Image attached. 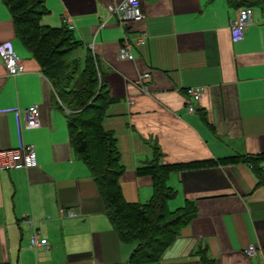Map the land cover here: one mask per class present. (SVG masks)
Instances as JSON below:
<instances>
[{"label": "crops", "instance_id": "crops-1", "mask_svg": "<svg viewBox=\"0 0 264 264\" xmlns=\"http://www.w3.org/2000/svg\"><path fill=\"white\" fill-rule=\"evenodd\" d=\"M120 1L44 0L48 12L40 22L70 26L79 43L73 58L84 60L88 52L96 58L112 98L102 126L116 138L124 198H150L151 179L135 168L156 150L160 163L264 155V5L249 7L251 22L233 38L230 21L241 7L228 0H140L144 17L130 23L108 11ZM143 32L145 41L136 43ZM124 38L132 60L117 56ZM4 41L24 72L9 75L0 57V150L32 144L37 165L0 170V264H129L136 244L114 231L70 141L69 111L16 37L0 0ZM145 72L150 79L143 90L136 81ZM188 87L203 89L193 112ZM32 104L40 107V125L26 128L23 110ZM167 183L176 190L168 207L192 200L196 215L156 264H201L200 249L214 264H264V185L249 163L182 169ZM33 230L48 246L30 248ZM250 245L255 256L245 252Z\"/></svg>", "mask_w": 264, "mask_h": 264}, {"label": "trees", "instance_id": "trees-1", "mask_svg": "<svg viewBox=\"0 0 264 264\" xmlns=\"http://www.w3.org/2000/svg\"><path fill=\"white\" fill-rule=\"evenodd\" d=\"M14 24L16 37L38 62L41 73L50 82L54 94L69 111L67 122L70 141L94 179L104 201L105 212L114 231L123 242H135L129 264H156L165 250L196 215V205L186 200L170 209L168 201L176 190L168 185L171 172L199 168L215 162L249 163L258 184L264 185V155H236L215 160L186 163H160L156 150L151 160L135 168L137 176L151 179L152 195L146 202H129L120 184L125 168L114 135L103 128L102 120L112 102L95 56L88 52L80 68L79 60L66 57L79 43L72 29L43 25L41 17L48 12L44 0H2ZM235 7L263 6L264 0H228ZM201 264H214L205 249L198 251Z\"/></svg>", "mask_w": 264, "mask_h": 264}, {"label": "built area", "instance_id": "built-area-1", "mask_svg": "<svg viewBox=\"0 0 264 264\" xmlns=\"http://www.w3.org/2000/svg\"><path fill=\"white\" fill-rule=\"evenodd\" d=\"M108 11L120 23L136 22L143 19L144 15L141 9L140 0H121L117 3L108 5ZM251 22V10L249 7L240 8L236 17L230 21V31L233 38H241ZM104 25L102 22L101 26ZM70 27V26H69ZM146 39V33H141L135 38L136 43H143ZM117 56L119 59L132 60L134 55L130 49V42L124 38L120 47L118 48ZM0 57L6 67L9 75L14 76L24 72V65L19 55L14 50L13 46L7 42H0ZM150 79L148 72L143 73L136 81L137 85L143 90L147 89V82ZM201 87H188L186 93L191 97L187 103V109L190 112L195 110L194 101H198L202 94ZM40 107L37 104H32L23 110L24 126L26 128H36L39 123ZM37 165L36 151L32 144H25L17 148H9L0 150V170L11 169L17 166L24 168L35 167ZM260 166L264 168V159L260 161ZM68 215H74L73 212L68 211ZM26 221L33 224L31 220ZM48 240L41 236L38 231L33 230L29 236L30 248L38 246H48ZM255 245L248 246L245 249L247 255L255 256L257 253ZM122 264V263H120Z\"/></svg>", "mask_w": 264, "mask_h": 264}, {"label": "rangeland", "instance_id": "rangeland-1", "mask_svg": "<svg viewBox=\"0 0 264 264\" xmlns=\"http://www.w3.org/2000/svg\"><path fill=\"white\" fill-rule=\"evenodd\" d=\"M75 56V54L73 53V54H68V56L66 57L69 61H72L73 60V57ZM78 58V57H77ZM80 58V57H79ZM78 58V59H79ZM82 64H83V60H82V58H80L79 59V66H80V68H81V66H82Z\"/></svg>", "mask_w": 264, "mask_h": 264}]
</instances>
